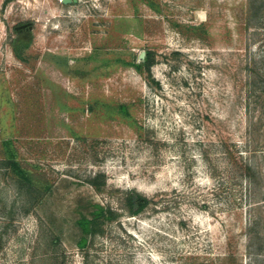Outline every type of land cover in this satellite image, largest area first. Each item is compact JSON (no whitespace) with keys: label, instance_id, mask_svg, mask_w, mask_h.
Here are the masks:
<instances>
[{"label":"rangeland","instance_id":"obj_1","mask_svg":"<svg viewBox=\"0 0 264 264\" xmlns=\"http://www.w3.org/2000/svg\"><path fill=\"white\" fill-rule=\"evenodd\" d=\"M0 264H264V0H0Z\"/></svg>","mask_w":264,"mask_h":264},{"label":"trees","instance_id":"obj_2","mask_svg":"<svg viewBox=\"0 0 264 264\" xmlns=\"http://www.w3.org/2000/svg\"><path fill=\"white\" fill-rule=\"evenodd\" d=\"M262 7L263 6H260L257 10V14H255V12H253L252 8L249 5V8H248L249 14H248V19H247L248 27L249 25H252L251 23L252 21H254L253 20L254 18L257 20L258 13H260L261 10H263ZM153 61H154V58L152 56V53L147 52L143 64H138L137 68L140 69L141 67H143L146 70H150V67L153 64ZM5 165H9V167H13V171H16V164L12 160H7ZM24 180L28 181L26 182L25 186L27 189L26 191L29 193V195L32 197V195L35 194L34 199H33L34 202L32 203V208H34L35 206L39 204L40 200L44 198V194L41 190H39L36 186H34L31 182H29L28 178L21 177V179H18L19 182L21 181L23 182ZM23 184L21 185L24 186ZM126 204H127L128 213L131 216H135L143 212L149 206L150 202L138 194L131 193V194H128L126 198ZM115 216L116 214L112 212L110 209L106 211V217L108 218V220L113 221ZM93 217L94 218L92 219L91 229H92V235H95L96 233H98V229L102 225L103 219H100V217L96 214Z\"/></svg>","mask_w":264,"mask_h":264},{"label":"water","instance_id":"obj_3","mask_svg":"<svg viewBox=\"0 0 264 264\" xmlns=\"http://www.w3.org/2000/svg\"><path fill=\"white\" fill-rule=\"evenodd\" d=\"M144 56H145V53H142L141 56H140V58L143 59Z\"/></svg>","mask_w":264,"mask_h":264}]
</instances>
